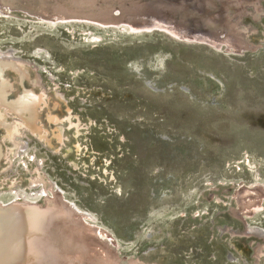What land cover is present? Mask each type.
Here are the masks:
<instances>
[{
    "label": "rangeland",
    "instance_id": "1",
    "mask_svg": "<svg viewBox=\"0 0 264 264\" xmlns=\"http://www.w3.org/2000/svg\"><path fill=\"white\" fill-rule=\"evenodd\" d=\"M152 1L164 10L148 20L163 25L148 30L0 8V113L21 127L13 139L0 123V201L13 188L32 196L40 187L27 182L30 172L53 181L93 217L85 228L106 231L88 245L106 264H264V205L251 199L260 208L242 221L227 214L238 184L264 189V0L260 18L248 8L240 19L255 33L220 45L170 32L181 30L169 19L187 27L186 9L203 12L199 0ZM19 62L41 98L33 128L10 108L23 90ZM51 109L75 115L81 131L67 121L63 130L70 147L82 143L74 158L36 138L56 128ZM77 243L79 256L88 252ZM72 260L61 263L85 262Z\"/></svg>",
    "mask_w": 264,
    "mask_h": 264
},
{
    "label": "bare ground",
    "instance_id": "2",
    "mask_svg": "<svg viewBox=\"0 0 264 264\" xmlns=\"http://www.w3.org/2000/svg\"><path fill=\"white\" fill-rule=\"evenodd\" d=\"M3 1L5 4L11 3L12 5L23 7L25 10L29 9L34 12L37 10L48 16H54L55 13L58 12L69 14L72 12L79 13L85 11L87 16L89 15L93 17L94 15L102 20H116L123 18L131 20L135 24L138 22H146L150 13L159 12L161 15L164 10L161 4H157L152 0ZM199 2L203 4V12L198 13L199 11L197 12L191 8L186 9L185 20L187 27L185 24V27H183L184 25H180V21L178 22V20H175L173 21V25L177 30L188 31L191 29V24L197 26L199 30H205L208 31V33L211 31L210 34H219V36L224 38L223 40H226L229 44H238L243 39L242 36L244 31L249 34L255 33V30H251L246 24L240 22V19L244 17L246 9L251 8L250 15L253 22L262 15V8L259 9L258 7L260 0H199ZM40 9H43L44 11ZM115 10H117V14H115ZM92 17H87L86 20L96 22ZM231 21L239 24L238 27L231 24ZM3 66L6 65L0 64V71H3ZM12 66L15 67L13 64ZM23 66L24 65L21 62L16 65V69L21 73L20 78L23 84V90L20 92L19 97L12 100L15 105L11 104L10 108H14L16 114H25L28 120L26 121V124L29 128H33L32 124L36 122V105L41 98L38 95H34L31 90L27 88L26 83H24L27 72L26 67L24 69L22 68ZM18 70L16 71L18 72ZM4 90L8 93L7 88ZM2 97L3 96L1 95L0 98ZM74 116L75 115L71 112L70 114H66L65 119H62L60 115L54 114L51 109V111L48 112L47 120L51 122V126L55 125L56 128H53L52 130L44 129V131L40 133L42 137L39 134L36 135L37 140H40L41 138L43 143L46 142V147L48 148L57 149L59 147L60 152L64 157L74 158L75 155H79V149H75V147L77 148L79 146L81 148L82 143L79 141L78 144L75 146L71 145L70 147L65 141V135H63V130L66 128V125H64L66 124L65 121L69 123V128L72 127L73 129L75 128L74 130L77 129L78 132L81 131ZM5 121L6 119L1 118L0 113V123L7 126L5 132L13 139L15 136L18 139V132L21 133V127L19 124L17 123L10 126V124L5 123ZM18 121H20V118ZM73 129H71L70 132H75ZM79 139L80 138H78V140ZM13 145V149L19 148L17 140H14ZM84 148L86 147L83 146V151ZM68 165L73 169L80 167L75 160H69ZM27 182L31 185L34 183L33 185L35 187H40L34 191V193L32 192V196H21L22 194H20L18 190L15 191L13 188L12 191L15 193L14 198L8 202L0 201V264H50L46 260V255L49 256L50 254L52 258H56V264H60L62 260H65L66 262L71 259H75L72 260V262L79 261L80 258L85 260V262L83 261V263L80 264H106L101 260L102 257L98 256L96 253H91L89 250L90 248L88 245L92 242L91 240L101 238L98 236V233L101 232L104 236H107L105 230H100V227H97L94 224L91 229L83 226L85 219H93V217L79 209L71 200L65 197L63 190L58 185L52 183L53 181H47L43 176L38 174L32 175V172H30ZM240 186L245 187L242 188L240 193L231 195L230 197L234 202L233 204H235L234 208L227 210V214L235 218L237 221L244 220L245 216L258 210L260 204L264 205V189L258 187V181L247 184L242 182L241 185H237L238 188ZM253 198H256L260 204L255 205L254 203L252 205L250 200H253ZM246 206H253L254 208L249 212ZM90 227L91 226H89V228ZM77 242L79 245L86 247L88 252L85 251V253L83 252V254H80L79 256L76 253L77 249H75L77 247L74 246ZM99 243L101 245L103 243L104 245L105 241ZM104 247L106 248V246ZM110 252L108 255H110ZM259 253L260 251L257 252V258H260ZM63 264H65V262Z\"/></svg>",
    "mask_w": 264,
    "mask_h": 264
},
{
    "label": "water",
    "instance_id": "3",
    "mask_svg": "<svg viewBox=\"0 0 264 264\" xmlns=\"http://www.w3.org/2000/svg\"><path fill=\"white\" fill-rule=\"evenodd\" d=\"M7 3V2H6ZM116 7V6H115ZM0 8H3V9H24L23 7H18L16 5H12L11 3H7L5 4V2L3 0H0ZM116 9V8H114ZM28 10L29 13H34L32 12L31 10L29 9H26ZM40 10H43V9H40ZM25 11V10H24ZM44 11V10H43ZM48 12V11H47ZM58 12V11H57ZM35 17L36 18H44V19H47L51 22H55L57 20H69V19H87V17H92V16H87V14L85 13V11H81L79 13H76V12H72V13H69V14H66L64 12H58V13H55L54 16H48V15H45V14H42L41 12L39 11H35ZM93 20H95L97 23H100V24H119V23H126L128 24L129 26L132 27L133 30H148V29H151L153 26H162L163 24L162 23H158L156 21H153L152 19L150 20H146V22H138L137 24L133 23V21L131 20H127V19H123V18H119V19H116V20H106V19H99L98 17H95L93 15ZM168 21V19H166ZM169 24L170 26H172V19L170 20L169 19ZM171 33L179 38H193V37H201L203 39L206 40V38L208 37H217L216 41L218 45L220 44H225V41L226 40H223L224 38H221L219 36V34L217 33H212L210 34L211 31H200L199 29H197L196 27L192 26L190 30L188 31H180L179 34H177V32L174 31V27H171ZM205 34V35H204ZM227 37V36H226ZM232 48H234V45H231ZM81 225V224H80Z\"/></svg>",
    "mask_w": 264,
    "mask_h": 264
}]
</instances>
